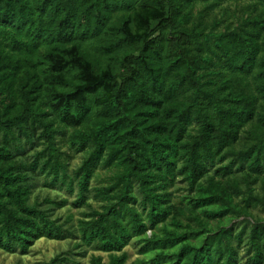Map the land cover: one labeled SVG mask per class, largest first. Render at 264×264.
I'll use <instances>...</instances> for the list:
<instances>
[{
  "label": "trees",
  "instance_id": "trees-1",
  "mask_svg": "<svg viewBox=\"0 0 264 264\" xmlns=\"http://www.w3.org/2000/svg\"><path fill=\"white\" fill-rule=\"evenodd\" d=\"M256 209L264 0H0L1 250L69 239L46 264L84 247L107 254L90 264H264Z\"/></svg>",
  "mask_w": 264,
  "mask_h": 264
},
{
  "label": "rangeland",
  "instance_id": "rangeland-1",
  "mask_svg": "<svg viewBox=\"0 0 264 264\" xmlns=\"http://www.w3.org/2000/svg\"><path fill=\"white\" fill-rule=\"evenodd\" d=\"M63 142V141H62ZM66 148V146H65ZM83 158L82 153H74L72 157L70 158V168H74L81 162ZM112 171L110 169L105 168H99L96 176L91 181V186H97L106 184L109 181V176L111 175ZM175 190V194L180 195L186 192V189L184 187V183L181 181H178L175 186L173 187ZM38 191L42 194L45 192L49 193L51 196H63V197H70L69 195L65 194L63 191L58 190H51L47 187H38ZM90 202L93 206L98 207L99 202L93 198L90 199ZM83 208L76 209L72 207L71 205H67L65 207H62L60 209H57V212L60 213L62 216L70 215L72 219H76L78 216H80V210ZM256 212L259 216L264 218V210L263 209H256ZM150 230L148 231V233ZM135 241L130 242L125 247V250L128 252L129 259L127 263H130L134 261L136 258L142 256L138 253V245L134 243ZM74 240H55V239H48V238H40L32 244V247L30 251L27 254H20V253H9L5 252L0 249V264H46L47 261L55 256L56 254L69 249L73 246ZM243 247L241 248V253L243 252ZM83 254H76L74 255L75 260L78 261V263L69 262L67 264H90V259L92 254H100L103 256L104 260H107V254L98 250H94L91 247H84L78 249Z\"/></svg>",
  "mask_w": 264,
  "mask_h": 264
}]
</instances>
